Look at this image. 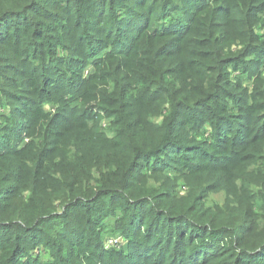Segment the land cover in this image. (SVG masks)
<instances>
[{
  "label": "trees",
  "instance_id": "1",
  "mask_svg": "<svg viewBox=\"0 0 264 264\" xmlns=\"http://www.w3.org/2000/svg\"><path fill=\"white\" fill-rule=\"evenodd\" d=\"M51 1L0 0V109L15 102L0 113V264H264V0H210V11L206 0H55L66 24L43 20ZM69 24L79 49L60 61L59 113L46 121V80L16 85L1 60L53 68ZM120 28L117 67L72 79L65 64L88 62L97 36ZM93 82L111 137L88 106ZM174 166L211 187L180 197ZM226 182L228 196L211 199ZM107 230L126 243L104 252Z\"/></svg>",
  "mask_w": 264,
  "mask_h": 264
},
{
  "label": "rangeland",
  "instance_id": "2",
  "mask_svg": "<svg viewBox=\"0 0 264 264\" xmlns=\"http://www.w3.org/2000/svg\"><path fill=\"white\" fill-rule=\"evenodd\" d=\"M210 0H206V2L204 3L203 6L204 9L210 11ZM64 5V3L52 0L49 4H47L46 8V12L48 13V16H46V18H43L44 21L46 22H56L57 20H53L54 17V13L55 15L58 16L59 21H61L62 23H65V20L67 19V16L69 14L68 10H66L65 8H61ZM188 5V3H182L180 6V11L182 12V9H184L186 6ZM202 6V7H203ZM180 12V13H181ZM143 13L146 14V10L143 11ZM221 16H218V18H220ZM145 18V16L137 19L136 21H141V19ZM73 21L78 22L77 20H75L74 17H72L70 23H72ZM141 23V22H140ZM94 24H97V22H94ZM66 31L62 34V39H63V43L64 46L63 48L58 52V56L60 57L59 62H57L56 64H54L53 68H49L48 65L50 64L49 61L46 62V66L48 67H44V70L41 72L40 70L37 71L35 73V75H32V72H34V69H32V61L28 59L27 57L24 56H19V55H5V59L1 60V61H6V68H5V74L7 76V78L12 81L10 79V77H19L20 79V84H16V85H20L23 86L24 88H30L29 85L32 83H35L38 87L39 85H41L42 82H44L46 80V83L44 84V92H46V94L44 95L45 99H47V103H44L41 107L42 112H43V120H50L53 119L54 117H56L58 115V108L57 105L54 103V99H55V93L59 87L58 82L60 80H62L63 75H65V73L67 72H63L62 68V64H60L62 61V59H64L65 57L69 56L71 57L74 53H76L79 49V39L78 34L76 33V28L73 27L71 24H69V26H66ZM55 29V28H54ZM256 33H258L259 35L264 36V29L261 28H256ZM124 33L123 28H120L119 30H114L112 35H110V32L107 33L106 37H99V39L96 42V51L91 52L90 54V58L88 60V62H86V57L81 61L82 64L80 65H74L73 63H71L69 60L65 65H66V69H72L73 74L71 76L72 79H77L76 77H81L82 80H87L88 77L93 76L96 72H97V68L100 67L101 71H105L106 66H115L117 67L118 64L114 63L113 61V55L116 51L115 46L117 44H121L122 41L125 42V39L122 38V35ZM101 44V46L99 45ZM239 51V50H236ZM257 61H260V57H256ZM88 63L86 66H84L83 68H81L83 66V64ZM46 75L44 78H42V75ZM30 75V76H29ZM77 75V76H76ZM52 77V78H50ZM236 77L237 74L232 75L231 80L233 82L236 81ZM51 79H55V80H51ZM254 79H252L251 81L246 80L245 83H243V88L250 93V91L252 90L253 87V81ZM51 81H55V84H50ZM13 82V81H12ZM14 83V82H13ZM8 85V84H6ZM101 91L100 88L97 87V84L95 82H93V86H91L87 92V95H89L88 100H89V105L88 106H95L96 110H95V114L98 116V118H96V122H98V128L101 130V132L103 134H106L108 137H111L112 134L109 132V127H110V119L106 118V114L104 110H101L99 108V106L101 105L99 102V98L97 97L98 92ZM15 93V92H14ZM25 95V94H23ZM15 107V102L12 98V96H9L6 100H5V104L4 106L1 107L0 109V113L6 115V117H10V115L12 114ZM20 110L22 111L24 110L23 107L21 106H17ZM203 121H204V126L201 128L200 132H201V139L203 142V150L206 152H210L212 151V144H211V139L210 136L213 133V129L210 125L211 120L206 119L205 120V116L202 117ZM28 140L24 141V144L27 142ZM201 150V149H200ZM202 151V150H201ZM188 157L190 158H194L193 154H188ZM224 165H227L226 162L224 163ZM174 168L179 172V174L174 173L173 175V179H177V181L181 182V179H184V181L181 182V186H180V190H179V196L180 197H184L186 195L193 194V195H197L199 192H201L202 190H206L208 188L211 187L210 182L212 181V179L210 180H205L202 181V174H196L195 176H189L188 172L186 171V169L178 167V166H174ZM168 175L170 176V173H168ZM219 174H217L218 177ZM184 177V178H183ZM197 181H200L197 183ZM186 182V184L184 183ZM225 184V188L224 190L220 189L215 193H212L210 195L211 199H215L217 201L222 202V200L228 196V182L224 183ZM184 186V187H183ZM238 188H244V186L242 185H237ZM106 225L113 227V222L112 220L110 222H108V220H106ZM112 240H117L119 241V245L117 247H120V245H124L126 243V239H124L120 234L117 233H113L111 234L110 232H105L103 234V243H104V252L105 250L111 249L112 247L106 248L105 245L108 241V239ZM38 252L40 255V259L39 261H41V263H48L51 259H49L48 254L39 251V250H35L32 254H33V258H37L38 257Z\"/></svg>",
  "mask_w": 264,
  "mask_h": 264
},
{
  "label": "built area",
  "instance_id": "3",
  "mask_svg": "<svg viewBox=\"0 0 264 264\" xmlns=\"http://www.w3.org/2000/svg\"><path fill=\"white\" fill-rule=\"evenodd\" d=\"M119 244H120V243H119L118 239L114 241V240H112V238H111V239H108V241H107L105 247H106V248H109V247H117Z\"/></svg>",
  "mask_w": 264,
  "mask_h": 264
}]
</instances>
